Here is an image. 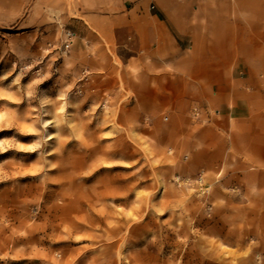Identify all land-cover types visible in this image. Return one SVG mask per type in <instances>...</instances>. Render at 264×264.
Instances as JSON below:
<instances>
[{"label": "rangeland", "instance_id": "1", "mask_svg": "<svg viewBox=\"0 0 264 264\" xmlns=\"http://www.w3.org/2000/svg\"><path fill=\"white\" fill-rule=\"evenodd\" d=\"M80 8L0 0V264H264V160L210 153L171 82L188 54L131 52Z\"/></svg>", "mask_w": 264, "mask_h": 264}, {"label": "crops", "instance_id": "2", "mask_svg": "<svg viewBox=\"0 0 264 264\" xmlns=\"http://www.w3.org/2000/svg\"><path fill=\"white\" fill-rule=\"evenodd\" d=\"M78 12L106 22L107 39L131 52L188 54L179 58L186 74L171 82L195 87L192 98L205 102L210 153H239L241 166L264 160V78L255 73L264 0H81Z\"/></svg>", "mask_w": 264, "mask_h": 264}, {"label": "built area", "instance_id": "3", "mask_svg": "<svg viewBox=\"0 0 264 264\" xmlns=\"http://www.w3.org/2000/svg\"><path fill=\"white\" fill-rule=\"evenodd\" d=\"M67 46H68V44H67Z\"/></svg>", "mask_w": 264, "mask_h": 264}]
</instances>
